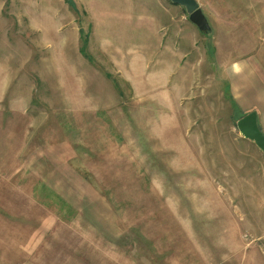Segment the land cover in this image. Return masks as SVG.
<instances>
[{
	"label": "rangeland",
	"instance_id": "1",
	"mask_svg": "<svg viewBox=\"0 0 264 264\" xmlns=\"http://www.w3.org/2000/svg\"><path fill=\"white\" fill-rule=\"evenodd\" d=\"M68 1L0 0V264H264V0Z\"/></svg>",
	"mask_w": 264,
	"mask_h": 264
},
{
	"label": "water",
	"instance_id": "2",
	"mask_svg": "<svg viewBox=\"0 0 264 264\" xmlns=\"http://www.w3.org/2000/svg\"><path fill=\"white\" fill-rule=\"evenodd\" d=\"M173 4L184 7L190 15V21L198 27L201 32L211 31V26L196 0H170ZM240 134L248 140L253 141L259 149L264 151V133L258 124L257 112H252L237 123Z\"/></svg>",
	"mask_w": 264,
	"mask_h": 264
},
{
	"label": "crops",
	"instance_id": "3",
	"mask_svg": "<svg viewBox=\"0 0 264 264\" xmlns=\"http://www.w3.org/2000/svg\"><path fill=\"white\" fill-rule=\"evenodd\" d=\"M264 100H262V95L259 94L258 98H257V114H258V124L261 128V130L264 133ZM259 111H263L262 113H260Z\"/></svg>",
	"mask_w": 264,
	"mask_h": 264
},
{
	"label": "trees",
	"instance_id": "4",
	"mask_svg": "<svg viewBox=\"0 0 264 264\" xmlns=\"http://www.w3.org/2000/svg\"><path fill=\"white\" fill-rule=\"evenodd\" d=\"M68 2H69V4L75 9V3H74L73 1H71V0H69ZM85 38H86V39H85ZM85 38L83 37V46H82V48H81V53L88 57V55L86 54V47H87V44H88V37L86 36ZM88 59H90V57H89ZM245 116H246V115H243V116L241 117V119H242L243 117H245ZM259 127H260V126H259ZM260 129H261V128H260Z\"/></svg>",
	"mask_w": 264,
	"mask_h": 264
}]
</instances>
